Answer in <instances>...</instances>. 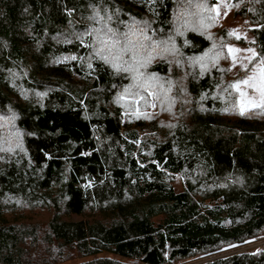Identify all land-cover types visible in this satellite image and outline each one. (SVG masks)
<instances>
[{"label": "trees", "instance_id": "16d2710c", "mask_svg": "<svg viewBox=\"0 0 264 264\" xmlns=\"http://www.w3.org/2000/svg\"><path fill=\"white\" fill-rule=\"evenodd\" d=\"M214 3L0 0V143L11 131L18 141L0 150V264H171L264 235V107L233 110L223 66L187 73L186 104L142 95L159 114L149 120L122 121L112 104L118 89L165 84L207 56L212 36L189 23L195 6ZM238 3L232 14L264 59V0L229 6ZM128 31L145 41L140 77L94 55V44L112 50ZM8 196L47 218L21 221L6 212ZM208 264H264V248Z\"/></svg>", "mask_w": 264, "mask_h": 264}, {"label": "rangeland", "instance_id": "374dc122", "mask_svg": "<svg viewBox=\"0 0 264 264\" xmlns=\"http://www.w3.org/2000/svg\"><path fill=\"white\" fill-rule=\"evenodd\" d=\"M214 2L215 3L213 6L208 7L206 11L204 9L201 11L195 6L194 12H197L196 21L198 22L189 23V25L192 23L195 27H199L198 31H201L204 36H212V46L210 47L211 51L207 53L208 55L197 60L195 59L187 61L188 68L186 67L184 70H181L185 72L183 74H179L178 77L172 76L165 78V84L163 80L161 81L160 79H153V82L150 81L147 83L145 81L140 87L135 86L128 88L127 86L125 89H123V91L118 89L119 94L112 96V104L119 108L122 121L132 122L141 119L149 120L151 116L157 115L155 108L153 107L152 100L149 99L147 105L145 102V97L143 98L142 96H148L149 94L151 95L150 98H152V92H159L161 94L160 98H163L165 95L169 105L172 107L176 104L182 105L183 103H188V97L183 88V79L186 77L188 72L192 73V68L198 70V74L200 75L204 70L223 66L225 68L224 72H226V76L229 78V85H231V88H233V84L246 80L251 76L255 75L259 77V69L262 64H264V59H261L259 56H257L253 48L249 45L248 30L250 27L246 19L232 14V12L242 3L229 6L231 0H214ZM245 5H248L247 1H245ZM137 25L138 23L134 24L133 28L136 29L137 33L144 34L142 28L134 27ZM140 27H142V25H140ZM222 30L231 36L229 39H227L226 36V39L223 40L222 44H218L216 40H213V37L215 39L216 32H222ZM132 34L129 31L126 32L125 35L127 36L122 40L116 41V44L113 45L112 50L109 51L104 49L102 47L103 44L98 42L101 38L95 39V43L98 42L99 44H96L97 46H95V44L93 45L94 48L97 47L94 55L102 59L104 56V59L106 58L108 60V66L110 70L115 73H123L125 72L124 69H129L130 71H133L134 69V71L137 72L134 75L136 77H140L147 67L149 57L143 47L145 42L144 38L142 36L138 37L140 34L138 36H133ZM240 39L242 44L238 43ZM176 55L177 54H174V58ZM191 63L193 64L190 65ZM136 83L137 85H140L139 81ZM216 85H218V82H216ZM217 87L214 89V91H212L213 93L218 91ZM233 90L236 95V102L233 105V110H235L237 113L245 115L248 114L250 109L257 107L254 105V103H249V101L252 100L255 103H258L259 93L254 92L253 89H250L243 84H241L240 91H237L236 88H233ZM240 92H245L247 95L242 97ZM215 97L216 96L213 94L210 95V98H213V100ZM157 116H159V114ZM3 128H1V131ZM5 135V142L0 143V150L6 149L9 152H12L18 143L15 132L11 131L5 133ZM13 144L14 146H11ZM182 181L183 180L180 176H174L172 186L174 187L175 191H179L182 188ZM4 203L7 207L6 212H11L18 209L15 214L19 213L18 215H24L23 219L21 218V221H36L37 223H40L41 221H44L48 215V212L45 210L38 211L39 209H29L27 205L22 206L21 202L18 200L15 201L11 196L5 197ZM245 242L246 244L241 247H234V245L226 246L213 253L196 254L193 257L178 260L171 264H208L214 260L224 258L233 253L243 251L257 252L259 249L264 248V235H259L258 237L249 239ZM236 250L237 252H234ZM73 252L74 251H70L67 254H64V256H74ZM64 256L61 257V259H64ZM101 256H104V254ZM108 257L112 258L111 256ZM58 261H60V259H58ZM82 261H84V259L72 257V260H65L63 262H58V264H77Z\"/></svg>", "mask_w": 264, "mask_h": 264}, {"label": "snow or ice", "instance_id": "6c2138e0", "mask_svg": "<svg viewBox=\"0 0 264 264\" xmlns=\"http://www.w3.org/2000/svg\"><path fill=\"white\" fill-rule=\"evenodd\" d=\"M128 71L129 69H124ZM259 77L251 76L246 80L240 81L236 84H233L232 87L236 88L237 91H240L241 84L246 85L248 88L253 89L254 92L259 93V102L255 103L254 101L250 100L249 103H254L257 107H264V64L259 69ZM242 97L246 96L245 92H240Z\"/></svg>", "mask_w": 264, "mask_h": 264}, {"label": "built area", "instance_id": "2783aa9c", "mask_svg": "<svg viewBox=\"0 0 264 264\" xmlns=\"http://www.w3.org/2000/svg\"><path fill=\"white\" fill-rule=\"evenodd\" d=\"M236 247H241V246H236ZM234 252H237V250H236V251H234Z\"/></svg>", "mask_w": 264, "mask_h": 264}]
</instances>
